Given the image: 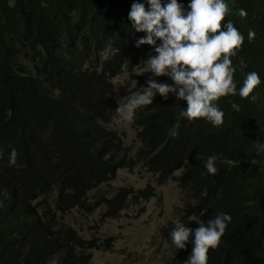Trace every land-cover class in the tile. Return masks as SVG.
Segmentation results:
<instances>
[{
  "label": "trees",
  "instance_id": "trees-1",
  "mask_svg": "<svg viewBox=\"0 0 264 264\" xmlns=\"http://www.w3.org/2000/svg\"><path fill=\"white\" fill-rule=\"evenodd\" d=\"M133 3L149 8L147 0H0V264H91L93 237L59 224L57 215L92 210L91 191L140 163L157 185L172 180L183 190L180 217H192L189 228L220 213L232 217L208 264H264V152L255 146L257 139L264 143V0H224L223 23L231 21L245 38L230 57L237 93L213 102L224 123L189 120L182 115L186 101L157 95L130 122L142 143L135 159L107 126L118 106L111 78L154 54L151 46L136 47L147 33L131 26ZM178 3L187 8L190 0ZM109 40L120 51L104 60ZM251 72L261 83L241 98ZM150 78L174 84L147 70L136 76L135 90ZM13 149L18 156L10 166ZM213 154L218 171L209 174L205 164ZM153 194L150 185L119 187L100 198L103 215L111 218ZM192 240L194 234L186 250L176 248L175 264L189 258Z\"/></svg>",
  "mask_w": 264,
  "mask_h": 264
},
{
  "label": "clouds",
  "instance_id": "clouds-1",
  "mask_svg": "<svg viewBox=\"0 0 264 264\" xmlns=\"http://www.w3.org/2000/svg\"><path fill=\"white\" fill-rule=\"evenodd\" d=\"M149 8L143 3H133L128 14L132 28L137 33H147L136 42V47L151 46L154 54L149 53L143 65L155 77H169L174 84L159 83L149 79L141 91L132 92L123 99H117V109L112 115L113 121H133L136 111L142 106L151 105L157 95L168 99L173 94L176 99L187 102V109L182 115L189 120L204 118L214 126L224 123V112L213 102L221 97L236 95L237 84L234 82L235 68L230 57L236 55L244 43V36L229 21L223 23L228 14L224 0H190L187 8L178 0L162 5L161 0H147ZM240 17L247 12L240 9ZM255 37L249 30L248 40ZM160 42L159 44L157 42ZM120 49L112 46L111 40L100 53L104 60L118 54ZM261 83L258 73L247 74L244 86L239 89V96L247 99ZM133 84L137 82L133 80ZM252 96V100H256ZM239 111V106L232 104ZM10 115V113H9ZM259 152H264V143L255 141ZM18 153L13 149L9 164L15 165ZM213 154L207 158L205 168L209 174H216V161ZM232 217L220 213L205 224L202 220L195 230L184 226L179 219L170 233L171 242L179 250H186L190 236L194 234L192 251L184 264H208V252L219 246ZM53 264L55 262L53 261Z\"/></svg>",
  "mask_w": 264,
  "mask_h": 264
},
{
  "label": "rangeland",
  "instance_id": "rangeland-1",
  "mask_svg": "<svg viewBox=\"0 0 264 264\" xmlns=\"http://www.w3.org/2000/svg\"><path fill=\"white\" fill-rule=\"evenodd\" d=\"M144 71H147L144 66H133L131 69L124 67L111 78L116 101L130 95L127 91L129 88L136 92L133 80L136 81V76ZM107 126L118 132L128 156L135 159V153L142 143L136 138L131 123L112 121ZM146 185H150L154 192L147 200L128 203L111 218L103 215L105 204L100 198L113 195L119 187H130L136 191ZM89 197L94 203L92 210L74 208L70 213H59L57 219L59 224L72 225L81 236L93 237L97 247L89 249L91 264H175L176 247L171 242L170 233L178 219L187 228L193 220L192 217L186 220L180 217V208L186 196L175 181L157 185L154 175L140 163L135 164L132 170H118L108 185L91 191ZM52 198H55L54 193L49 201ZM107 238H110L107 240L109 246L105 245Z\"/></svg>",
  "mask_w": 264,
  "mask_h": 264
}]
</instances>
